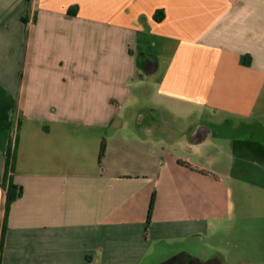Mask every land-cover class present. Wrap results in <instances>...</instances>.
I'll list each match as a JSON object with an SVG mask.
<instances>
[{
  "label": "crops",
  "instance_id": "1",
  "mask_svg": "<svg viewBox=\"0 0 264 264\" xmlns=\"http://www.w3.org/2000/svg\"><path fill=\"white\" fill-rule=\"evenodd\" d=\"M231 179L264 201V0H0V264H225Z\"/></svg>",
  "mask_w": 264,
  "mask_h": 264
},
{
  "label": "rangeland",
  "instance_id": "2",
  "mask_svg": "<svg viewBox=\"0 0 264 264\" xmlns=\"http://www.w3.org/2000/svg\"><path fill=\"white\" fill-rule=\"evenodd\" d=\"M147 82V76L143 83ZM134 97L138 100L137 106L125 108L124 113L137 112L144 105L145 88L137 86ZM139 105V106H138ZM135 107V108H134ZM224 132H230L223 127ZM239 129V133L243 131ZM255 133L256 138L262 137V131ZM245 162L240 160L239 163ZM231 198L233 203V216L224 226L229 227V232L221 230L207 241V254L216 249L223 257L225 264H242V260L259 264L264 258L261 253L262 239L264 237V201H262V189L260 186L247 180L239 182L231 179Z\"/></svg>",
  "mask_w": 264,
  "mask_h": 264
},
{
  "label": "trees",
  "instance_id": "3",
  "mask_svg": "<svg viewBox=\"0 0 264 264\" xmlns=\"http://www.w3.org/2000/svg\"><path fill=\"white\" fill-rule=\"evenodd\" d=\"M106 150V139L103 138L99 150V161H102V158L105 154ZM11 156L8 155V162ZM22 189L17 188L16 185H14L12 182L9 183L8 189H7V209L9 208V204L16 199L19 195H21ZM155 199H156V192L154 191L151 196L150 204H149V209H148V217H147V222L149 223L153 210H154V205H155Z\"/></svg>",
  "mask_w": 264,
  "mask_h": 264
}]
</instances>
